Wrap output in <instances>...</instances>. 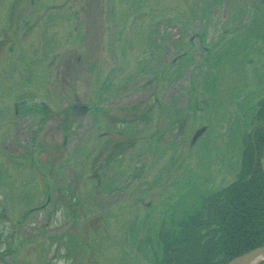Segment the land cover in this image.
<instances>
[{
  "label": "rangeland",
  "instance_id": "1",
  "mask_svg": "<svg viewBox=\"0 0 264 264\" xmlns=\"http://www.w3.org/2000/svg\"><path fill=\"white\" fill-rule=\"evenodd\" d=\"M65 1L0 0V264H157L258 124L264 0Z\"/></svg>",
  "mask_w": 264,
  "mask_h": 264
},
{
  "label": "trees",
  "instance_id": "2",
  "mask_svg": "<svg viewBox=\"0 0 264 264\" xmlns=\"http://www.w3.org/2000/svg\"><path fill=\"white\" fill-rule=\"evenodd\" d=\"M254 118L258 124L240 135L234 180L199 198L172 228L160 231L162 257L157 264H227L264 246V99Z\"/></svg>",
  "mask_w": 264,
  "mask_h": 264
},
{
  "label": "water",
  "instance_id": "3",
  "mask_svg": "<svg viewBox=\"0 0 264 264\" xmlns=\"http://www.w3.org/2000/svg\"><path fill=\"white\" fill-rule=\"evenodd\" d=\"M205 131V128L197 130L192 139L191 144H194L197 138ZM264 257V246L256 248L246 254H243L234 260L230 261L228 264H251L257 257Z\"/></svg>",
  "mask_w": 264,
  "mask_h": 264
},
{
  "label": "flooded vegetation",
  "instance_id": "4",
  "mask_svg": "<svg viewBox=\"0 0 264 264\" xmlns=\"http://www.w3.org/2000/svg\"><path fill=\"white\" fill-rule=\"evenodd\" d=\"M34 2H36V1H34ZM53 2H54V0H53ZM61 2H58L57 6L63 5V4L59 5V3H61ZM92 2H93V0H66L64 2L65 3L64 5L70 4V5H73L74 7H83L85 5L91 4ZM54 7H55V5H53L52 8H54Z\"/></svg>",
  "mask_w": 264,
  "mask_h": 264
},
{
  "label": "bare ground",
  "instance_id": "5",
  "mask_svg": "<svg viewBox=\"0 0 264 264\" xmlns=\"http://www.w3.org/2000/svg\"><path fill=\"white\" fill-rule=\"evenodd\" d=\"M260 258H262V256L257 257V258L255 259V261L259 260Z\"/></svg>",
  "mask_w": 264,
  "mask_h": 264
}]
</instances>
